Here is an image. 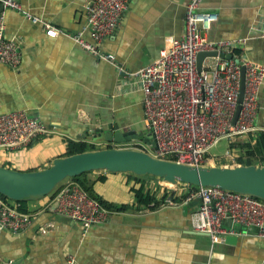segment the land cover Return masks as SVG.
Masks as SVG:
<instances>
[{"label":"crops","instance_id":"0c3cea01","mask_svg":"<svg viewBox=\"0 0 264 264\" xmlns=\"http://www.w3.org/2000/svg\"><path fill=\"white\" fill-rule=\"evenodd\" d=\"M17 1L21 11L5 8L0 0L6 35L21 55L18 67L0 64V114L25 111L38 117L48 132L27 148L0 150V164L23 172L42 170L64 156L67 140L119 148L95 142L91 131L118 127L122 132L140 133L146 129L143 93L120 91L125 78L120 70H139L159 57L168 37L182 38L192 0H129L109 39L97 44L85 35L99 55L65 35L52 38L46 33L47 24L78 33L87 23L90 0ZM201 11L218 16L212 39H243V57L264 65V0H205ZM103 55H112L114 64ZM256 125L264 130V85ZM235 163L231 165H239ZM97 175L106 177L94 188L103 200L132 208L110 209L113 214L105 225L85 232L80 223L53 212L50 204L55 195L30 202L29 213L38 214L30 229L19 234L0 231V264H69L70 256L77 264H264V239L256 229L226 220L224 227L236 231L238 242L225 240L213 246L208 235L191 226L199 200L174 202L170 197L157 208L152 204L137 211L132 180L107 172L92 176ZM148 189L155 192L156 185ZM162 189L159 199L164 196Z\"/></svg>","mask_w":264,"mask_h":264},{"label":"built area","instance_id":"2783aa9c","mask_svg":"<svg viewBox=\"0 0 264 264\" xmlns=\"http://www.w3.org/2000/svg\"><path fill=\"white\" fill-rule=\"evenodd\" d=\"M204 1L189 3L185 35L168 37L158 58L134 72L120 70L125 77L120 91L143 93L144 123L158 146L154 157L193 167L214 166L219 155L212 151L223 140L231 142L262 130L256 122L264 85V65L243 57L245 40L210 37L218 16L201 11ZM2 2L5 8L22 10L17 0ZM128 4L129 0H90L86 6L87 23L78 33L62 32L50 24L46 25V33L52 38L65 35L99 55L98 48L88 42L85 35L89 34L97 44L109 39L120 25ZM201 52H217V56L207 58L199 72L198 54ZM227 55H232L245 69V96L236 123L241 66L234 59H227ZM102 58L115 62L112 55ZM210 59L214 61L212 65L208 64ZM20 62L18 47L6 35L5 15L0 13V64L18 67ZM47 132L38 117L25 111L0 114V150L27 148ZM133 145L119 146L138 148ZM225 156L235 163L231 153L227 151ZM160 183L169 190L185 191V201H200L198 210L190 217L191 226L193 231L208 235L213 246L237 234L234 229L224 227L226 220L239 227L254 228L258 237L264 239L263 201L214 187L191 189L184 184L169 187ZM52 205L56 215L80 223L85 232L105 225L113 214L75 181L57 191ZM37 215L21 212L16 202L0 196V231L22 233L32 227ZM68 263L77 264L73 256L68 258Z\"/></svg>","mask_w":264,"mask_h":264},{"label":"water","instance_id":"95a60500","mask_svg":"<svg viewBox=\"0 0 264 264\" xmlns=\"http://www.w3.org/2000/svg\"><path fill=\"white\" fill-rule=\"evenodd\" d=\"M217 52L198 54V70L203 69L207 58H214ZM224 57V55H221ZM227 59H234L227 55ZM241 66V88L236 123L245 96V69ZM95 142L116 146L132 142L142 143L157 150L153 134L146 128L142 132H122L118 127L107 131H91ZM86 139V138H85ZM107 172L112 174H133L138 177L151 176L163 185L175 187L184 184L196 188L214 187L229 192L251 196L264 202V165H227L193 167L172 161L157 159L147 151L138 148L108 147L88 151L52 161L50 167L30 172L18 171L0 166V196L16 203L40 201L50 196L67 179H74L87 173ZM226 242L236 244V236L226 237Z\"/></svg>","mask_w":264,"mask_h":264},{"label":"trees","instance_id":"16d2710c","mask_svg":"<svg viewBox=\"0 0 264 264\" xmlns=\"http://www.w3.org/2000/svg\"><path fill=\"white\" fill-rule=\"evenodd\" d=\"M66 151L63 157H69L75 154L88 152V151H95V150H102L105 149L104 147H94L84 142H74L67 140L65 141ZM228 151L231 154L237 153L239 158H237V163L239 165H257L262 166L264 165V131L259 130L255 133H250L245 137L238 138L234 141L229 142ZM231 160L226 156L217 158L215 160L216 166H227L231 165ZM51 165V164H50ZM50 165L48 167H50ZM0 166L6 167L2 164ZM46 167V168H48ZM93 173H87L80 177L72 179V181L80 183L86 191L95 199L99 200L105 207L108 209H116L121 211H127L132 208L130 205H121L118 206L116 204H109L105 200H103L94 190L95 185L99 182H106V177L103 175H97L93 178ZM103 173V172H102ZM128 179L134 184L133 192H134V208L137 211H142L147 209L152 204L157 208L161 204H163L167 198H170L174 202H183L186 198V195L179 194V191L169 190L165 187H162L159 184V180L154 179L151 176L146 177H138L133 174H124ZM154 183L156 185L155 192H152L148 189L149 185ZM191 189H196V187L189 186ZM163 188V189H162ZM162 189L163 191V198H158V191ZM5 198V197H3ZM7 199V198H5ZM18 208L21 212L29 213L28 210V203H17Z\"/></svg>","mask_w":264,"mask_h":264},{"label":"rangeland","instance_id":"374dc122","mask_svg":"<svg viewBox=\"0 0 264 264\" xmlns=\"http://www.w3.org/2000/svg\"><path fill=\"white\" fill-rule=\"evenodd\" d=\"M134 144V142H132V145ZM139 144H141V143H139ZM133 146H137L138 148H141V149H143V150H145V151H147L149 154H151L152 156H154V153H155V150H153L152 148H150V147H148V146H146V145H144V144H141V145H138L137 143H136V145H133ZM228 147H229V141L228 140H223L216 148H214V150L212 151L214 154H216V155H219V157H217V158H221V157H225V154L227 153V151H228ZM229 153H230V151H228ZM221 155V156H220ZM233 155V157H235V159L237 160V158H239V155H237V153H234V154H232ZM38 157L40 158V160L42 159V157H43V154L42 155H38ZM216 158V159H217ZM38 160V159H37ZM235 160V162H237ZM232 164H233V162H231ZM235 164H237V163H235ZM215 165H216V163H215ZM208 166H211V165H208ZM42 167V166H41ZM37 168H39V167H37ZM70 181H72V179H67V180H65L61 185H59L58 187H57V189L50 195V196H48V197H51V196H53V195H55L56 193H57V191L63 186V185H65L66 183H68V182H70Z\"/></svg>","mask_w":264,"mask_h":264}]
</instances>
